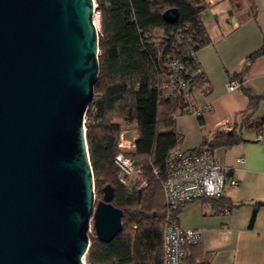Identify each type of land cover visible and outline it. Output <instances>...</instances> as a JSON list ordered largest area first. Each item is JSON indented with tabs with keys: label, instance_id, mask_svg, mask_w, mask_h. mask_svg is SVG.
Listing matches in <instances>:
<instances>
[{
	"label": "water",
	"instance_id": "water-1",
	"mask_svg": "<svg viewBox=\"0 0 264 264\" xmlns=\"http://www.w3.org/2000/svg\"><path fill=\"white\" fill-rule=\"evenodd\" d=\"M94 4L0 0V264H84L91 220L102 242L121 230L113 187L95 202L85 138L99 72Z\"/></svg>",
	"mask_w": 264,
	"mask_h": 264
},
{
	"label": "trees",
	"instance_id": "trees-1",
	"mask_svg": "<svg viewBox=\"0 0 264 264\" xmlns=\"http://www.w3.org/2000/svg\"><path fill=\"white\" fill-rule=\"evenodd\" d=\"M94 1L99 19V72L84 114L85 138L94 190L101 198L103 186L111 185V202L122 210V216L121 230L111 241L90 237L85 261L162 264V230L167 209L163 183L168 172L167 159L182 141L175 118L194 107L193 90L208 91L195 57L196 51L210 41L201 15L207 5L205 0ZM169 8L178 10V18L172 23L162 18ZM173 58L183 66L187 96L166 97L162 93ZM235 78L240 81V91L248 96L247 108L237 113L227 132L203 137L198 146L185 152L206 149L214 153L245 141L246 133L261 132L264 118L251 119L259 98L245 88L242 73ZM122 124L128 128H122ZM133 130L137 139L132 149L125 151L119 146L121 134ZM120 152L136 160L140 177L146 182L144 187H139L137 178L130 189L119 183L114 158ZM200 199L218 202L222 195ZM223 206L232 208L228 199ZM181 208L176 211L177 217ZM198 244L185 246L184 264L209 263L210 254H203L200 259L192 256V249Z\"/></svg>",
	"mask_w": 264,
	"mask_h": 264
},
{
	"label": "crops",
	"instance_id": "crops-1",
	"mask_svg": "<svg viewBox=\"0 0 264 264\" xmlns=\"http://www.w3.org/2000/svg\"><path fill=\"white\" fill-rule=\"evenodd\" d=\"M205 2L201 15L210 41L195 57L208 91L193 90L192 103L195 108L209 105L193 121L202 137H210L217 131L227 132L237 113L249 104L243 92L226 88L241 73L250 95L259 98L251 119L264 118V0ZM176 118L179 130L182 122ZM257 134L246 133L245 141L214 151L225 167L227 182L235 180L236 186L227 184L218 202L196 199L181 208L179 225L202 234L192 249L196 259L210 254L208 264H264V140H255ZM260 134L264 136V123ZM240 157L243 162L237 161ZM226 199L231 209L223 206Z\"/></svg>",
	"mask_w": 264,
	"mask_h": 264
},
{
	"label": "built area",
	"instance_id": "built-area-1",
	"mask_svg": "<svg viewBox=\"0 0 264 264\" xmlns=\"http://www.w3.org/2000/svg\"><path fill=\"white\" fill-rule=\"evenodd\" d=\"M94 5L96 7V4ZM198 71H201V68ZM161 88L166 97L187 96L188 83L184 78L183 66L177 59L170 60L168 76ZM226 88L228 91H239L240 81L231 79L226 84ZM207 110H209V105L205 104L191 108L188 113L200 117ZM131 134L134 135L130 132ZM254 139L263 141L264 136L258 133ZM134 142L133 138L127 144L133 147ZM119 146L122 148V145L119 144ZM237 161L243 162V158L240 157ZM114 163L119 168V183L130 189L137 178L139 187L146 185L145 180L140 177L141 171L134 158L120 152L115 156ZM167 166L168 172L163 183V195L167 209L162 230V264H184L185 246L200 243L202 234L197 229L182 228L179 225L176 211L196 199L217 198L223 194L227 184L236 186L237 182L225 180V167L220 164L213 152L206 149L192 153L176 148L169 155ZM90 230L89 224L87 234ZM92 236H95V233ZM83 262L88 264L85 257Z\"/></svg>",
	"mask_w": 264,
	"mask_h": 264
},
{
	"label": "rangeland",
	"instance_id": "rangeland-1",
	"mask_svg": "<svg viewBox=\"0 0 264 264\" xmlns=\"http://www.w3.org/2000/svg\"><path fill=\"white\" fill-rule=\"evenodd\" d=\"M95 19H97V23H98V29H99V19H98V13L96 11L95 13ZM99 31V30H98ZM197 116H194L190 113H186L183 115H179L177 116L176 119H180L182 122V126L180 127V131L177 129L176 124H175V128L176 131H179V134L182 136V141L179 143L178 148L181 150H186L188 148H192L195 146H198L202 140V135L200 133V130L196 127V122H194L193 120H196ZM122 128L126 129L128 128L127 125L122 124ZM134 133V139H137L136 136V132L133 131H129V133ZM125 140H123L122 138L120 139V145H122V149L125 151H129L130 149H132L131 144L128 146V144L126 142H124ZM95 202L99 199H101L95 192ZM90 228L91 230L88 232V237L90 239V237L92 236V234L94 233L93 231V227H92V220L90 221ZM86 263V262H85Z\"/></svg>",
	"mask_w": 264,
	"mask_h": 264
},
{
	"label": "bare ground",
	"instance_id": "bare-ground-1",
	"mask_svg": "<svg viewBox=\"0 0 264 264\" xmlns=\"http://www.w3.org/2000/svg\"><path fill=\"white\" fill-rule=\"evenodd\" d=\"M96 20H97V19H95V16H94V23H95V25H96V27H97V30H99V29H98V23H97ZM131 136L134 138V135H133V134H131ZM124 142L128 143V140H125Z\"/></svg>",
	"mask_w": 264,
	"mask_h": 264
}]
</instances>
